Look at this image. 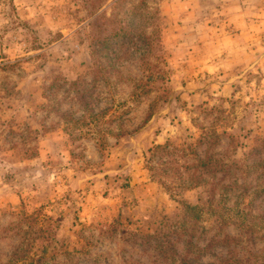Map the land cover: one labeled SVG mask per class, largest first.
Segmentation results:
<instances>
[{
  "label": "rangeland",
  "instance_id": "rangeland-1",
  "mask_svg": "<svg viewBox=\"0 0 264 264\" xmlns=\"http://www.w3.org/2000/svg\"><path fill=\"white\" fill-rule=\"evenodd\" d=\"M207 131L250 187L196 219L146 159ZM262 170L264 0H0V264H264Z\"/></svg>",
  "mask_w": 264,
  "mask_h": 264
},
{
  "label": "trees",
  "instance_id": "trees-1",
  "mask_svg": "<svg viewBox=\"0 0 264 264\" xmlns=\"http://www.w3.org/2000/svg\"><path fill=\"white\" fill-rule=\"evenodd\" d=\"M200 136V142L202 141L209 145L205 147L203 156L201 157L196 156L195 158L196 150L193 147V143H184L181 148L178 146L170 147L166 143L164 145L157 144L149 148L148 159H146L147 169L149 170L151 178L157 179L167 188L205 187L203 189L205 195L201 197L200 204H184L185 211L188 214H194L196 219L200 215L199 212L206 205L209 207L220 206V204H224L223 202L228 201L233 193L239 197H243L244 194L249 192L248 188L250 186L244 184V181L240 183L238 176L243 171L249 172L248 170L251 168L229 160L227 150L224 152L225 154L214 151L211 145L214 143L215 138L219 137L214 131H207ZM188 154L191 157L194 156L195 160L190 161ZM162 174L173 177L171 183L163 179ZM257 175H264V170L260 171ZM259 190L263 191L264 186L261 189L253 186L251 192L257 193ZM43 207L44 204H41L34 211L38 212ZM37 216L38 214L35 215L32 223L36 221ZM39 237L45 238L46 236L38 232L35 238ZM57 248L58 246L48 240L46 244L41 246L39 249L40 253L37 256L28 257L25 252L29 248L22 243L15 248L11 257V264H46L49 259L48 257L55 256Z\"/></svg>",
  "mask_w": 264,
  "mask_h": 264
}]
</instances>
